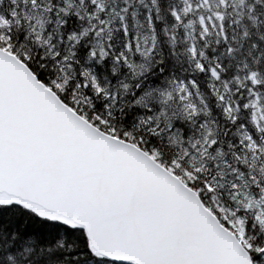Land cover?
I'll return each mask as SVG.
<instances>
[{
    "label": "snow or ice",
    "instance_id": "6c2138e0",
    "mask_svg": "<svg viewBox=\"0 0 264 264\" xmlns=\"http://www.w3.org/2000/svg\"><path fill=\"white\" fill-rule=\"evenodd\" d=\"M0 264H264V0H0Z\"/></svg>",
    "mask_w": 264,
    "mask_h": 264
}]
</instances>
